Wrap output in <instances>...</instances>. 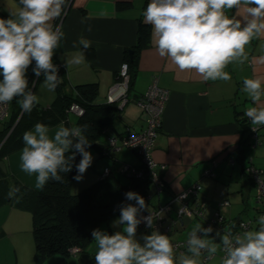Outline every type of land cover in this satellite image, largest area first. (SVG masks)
Wrapping results in <instances>:
<instances>
[{"label": "crops", "instance_id": "obj_1", "mask_svg": "<svg viewBox=\"0 0 264 264\" xmlns=\"http://www.w3.org/2000/svg\"><path fill=\"white\" fill-rule=\"evenodd\" d=\"M150 0H71L65 6L60 18L53 21L54 27L64 32V38L53 56V63L58 66V75L62 83L55 91H49L43 86L44 77L37 78L32 72L35 63L27 72L29 90L39 98L37 108H46L57 99L59 92L74 94L75 86L95 83L97 85L96 103L106 102L107 93L116 81L121 63L134 58L135 63L129 71L128 92L133 98L144 93L152 79L157 85L168 92L165 102L161 127L155 138L152 158L156 162V172L162 179L164 188L155 195L154 187L150 186V203L147 209L164 203L171 194L181 192L197 182L201 185V199L206 201L205 216H210L216 203L228 200L229 207L221 208L225 216L239 220L254 215L250 207L254 187L250 178L243 171L251 164L254 167H264V126H258L259 143L248 134V125L242 120V112L254 106L246 93L242 91L245 78H260L264 80V63L259 58L264 56V36L253 39L246 46L249 60L244 64H230L225 71L231 75L229 81H204L194 71H180L168 58H161L156 49V37L151 25L146 24L143 11ZM226 14L242 20L245 10L235 8L226 10ZM0 17L7 19L4 10V0H0ZM88 19L82 23V19ZM91 27V31L87 29ZM147 30V40L137 47L139 29ZM83 36L92 42L86 50V62L81 65L66 67L79 46L73 47V42ZM129 50H132L130 55ZM2 79V77H0ZM35 80V86L33 81ZM19 97L13 99L19 104ZM264 106V99L260 105ZM73 124L75 116L69 114ZM60 123L48 126L50 135ZM144 127V114L139 106L129 101L119 111L117 118L109 129V135H120L127 130L139 131ZM2 123H0V129ZM34 127L28 129L33 130ZM27 130V131H28ZM106 137L100 138L99 145L105 143ZM20 147L9 153L3 161L5 171L10 178H15L22 184L35 188V176H29L20 168ZM93 161L83 179L73 180L71 193L76 194L92 185L99 179V174L108 167L111 173L123 178L122 167L126 164L136 165V154L122 148L112 150L109 156H103L99 150L91 149ZM213 160L216 162L213 164ZM163 166V168H162ZM211 171L213 175H206ZM110 221L112 231L122 230L123 226H114ZM196 223L193 219H184L183 228L173 231L171 238L183 240ZM201 224V223H200ZM202 226V224H201ZM104 227V226H102ZM203 228V227H202ZM109 230V226H105ZM202 238L219 244V241L203 231ZM143 234H136L135 239L143 244ZM91 243L88 254L63 257L51 255L39 260L35 255V245L32 235V218L28 210L21 209L7 198L0 204V264H88L91 256L96 253V244ZM218 251L217 255H220ZM181 255L178 256V264ZM198 264L200 257L197 258ZM221 258H215L203 264H221Z\"/></svg>", "mask_w": 264, "mask_h": 264}, {"label": "clouds", "instance_id": "obj_2", "mask_svg": "<svg viewBox=\"0 0 264 264\" xmlns=\"http://www.w3.org/2000/svg\"><path fill=\"white\" fill-rule=\"evenodd\" d=\"M67 0H4L8 18L0 17V105L15 98L24 112L31 113L39 103L38 96L29 90L27 72L35 62V77H44L43 86L55 91L62 83L53 56L64 38V32L54 27L53 21L65 11ZM241 7L245 10L242 20L230 17L226 10ZM146 24L153 28L156 49L161 58H168L182 72L194 71L204 81H229L231 75L225 69L230 64H244L249 60L246 46L253 39L264 36V0H150L143 11ZM88 18L82 19V23ZM91 31V27L87 29ZM92 42L81 36L73 42L80 47L66 67L86 62L85 52ZM264 63V56L259 58ZM35 86V80L32 82ZM242 91L254 106L246 108L244 115L254 126H264V80L245 78ZM88 125L66 127L59 124L54 133L43 123H36L33 130L23 134L24 147L20 154V168L29 176H35V188L43 190L49 180L63 182L61 173L72 171L77 153L81 159L76 165L77 182L83 179L93 161L87 150L91 144L85 135ZM256 131V127H253ZM68 153H71L68 155ZM20 189L11 186L8 196L15 197ZM126 200L135 201L120 207V215L114 226L121 231L109 234L92 231L96 244L95 264H176L174 246L168 235L153 231L143 237V244L135 239L142 222L151 228L153 214L138 218L147 208L145 200L136 192L125 193ZM182 198H187L183 194ZM258 230L234 234L231 228L221 237V243L201 238L212 228H202L196 223L187 238V253L181 255L179 264H198L197 258L205 250L209 257L218 251L225 255L221 264H264V215L257 221ZM219 235V233H218Z\"/></svg>", "mask_w": 264, "mask_h": 264}, {"label": "trees", "instance_id": "obj_3", "mask_svg": "<svg viewBox=\"0 0 264 264\" xmlns=\"http://www.w3.org/2000/svg\"><path fill=\"white\" fill-rule=\"evenodd\" d=\"M147 35V30L141 27V29H139L138 41L136 44L137 47L142 45V40H147ZM127 62L130 71L135 60L133 58L131 61L128 60ZM96 95L97 85L95 83L77 85L75 86L74 94L59 92L57 99L51 104V106L46 108H37L35 106L31 113L24 112L21 109L20 104L15 105L14 107L13 104L15 102L11 101L9 103L7 115L0 120L2 123V128L0 129V162H3L4 158L9 153L20 147L23 142V134L25 131L34 127L38 122L43 123L46 126L63 122L66 127L87 124L88 129L85 135L88 137L91 144L87 149L88 151L96 149L99 150L101 155L109 156V153L112 150L125 148L133 151L137 156L135 150L122 147L119 143V139L130 130H127L120 135H109L108 133L110 127H112L113 121L117 118L119 111L122 108H119L118 103H109L107 100L104 103H96ZM72 103H77L83 109V114L78 117L75 116L73 124L69 121V114L67 112L68 107ZM244 113L245 110L242 112V120L245 125H248V134L250 135V122L245 118ZM102 136H105L106 140L103 145H99ZM110 137L117 138V144L115 147L109 145L108 139ZM70 154L71 153H68V155ZM80 159L81 156L77 153L75 160L72 162V171L61 173L63 182L49 180L43 190L30 188L15 178L8 177L0 168V204L4 203L7 198H10L8 192L11 186L20 189V192L17 193L15 197H11L10 200L19 208L28 210L31 213L35 255L39 260H44L47 257L56 254L65 258L77 255L84 257L87 255L88 246L94 242L92 231L95 229L101 230L102 226H109V231H112L110 221L115 218L118 219L120 215V207L125 204L135 205V201L126 200L125 193L129 191L136 192L144 198L146 206L150 203L151 195L149 194V188L152 182L151 176L148 172H143L140 177L127 176L122 173L124 177L119 178L112 174L108 167L104 168L99 174L97 182L82 189L76 194H72L71 184L74 180L73 177L77 175L76 165L79 163ZM126 165L139 168L142 167L143 169V166L140 165L139 158L136 165ZM247 166L244 167L243 171L250 178L254 187L251 177L245 171ZM105 169L108 170V174L103 176ZM254 195L255 189L251 198L252 203L250 204V207L255 213L253 202ZM171 196H173V194L170 195L168 200ZM203 201L207 207L206 201ZM218 203L219 202L216 203L213 211L219 208ZM148 209L146 208L145 210ZM145 210H142L141 212H144ZM141 212H139L138 215ZM221 215L223 216L225 223L235 221L222 213ZM210 216H205L204 214V217ZM251 217L252 216L246 217L241 220ZM188 219L190 220V218ZM191 219L202 224L201 220L194 218ZM202 227L206 229L203 224ZM212 229L211 234L220 244L222 237L220 231L214 228ZM231 229L233 232H237V234H242L244 231L249 230H258L255 224L248 230L239 229L237 227ZM172 232L173 231H170L169 233L170 238ZM72 248H77L78 251L72 253ZM222 253L223 252L221 251L220 255L216 254L211 259L216 256H219L222 259ZM94 258L95 255L91 256L88 264H95ZM199 264H201V262H199Z\"/></svg>", "mask_w": 264, "mask_h": 264}, {"label": "built area", "instance_id": "obj_4", "mask_svg": "<svg viewBox=\"0 0 264 264\" xmlns=\"http://www.w3.org/2000/svg\"><path fill=\"white\" fill-rule=\"evenodd\" d=\"M70 2L71 0H67L66 6L70 4ZM34 63L35 62L33 61L32 64ZM128 85L129 68L128 64L123 62L119 66L116 81L108 90L106 100L109 103H118L119 108H123V106L129 101L135 102L144 114V127L139 131H129L119 139V143L122 147L130 148L137 152L140 165L143 166L142 169V167L139 168L125 165L122 168V173L127 176L140 177L143 172H148L151 176V182L155 190L154 194L159 195L164 188V184L162 179L157 175V164L152 158V151L157 132L161 127V119L165 102L168 98V92L158 87L157 80L154 78L143 94L133 98L129 95ZM8 107L9 103L6 105H0V120L7 115ZM67 112L68 114L78 117L83 114V109L77 103H72L68 107ZM245 118L250 122V136L254 139L255 144L259 143L258 126L252 125L251 121L246 116ZM253 127H256V131L253 130ZM116 140L117 138L110 137L108 139L109 145L111 147H115L117 144ZM215 163L216 162L213 160V164ZM245 171L251 177L255 189V195L253 197L255 213L251 218L244 220L239 219L225 223L224 218L219 211L221 208L229 207L230 203L228 200L219 202V208L213 211L210 217H204V210L206 206L200 196L201 185L195 182L187 189L173 194L168 201L157 204L155 207L153 206L151 209L141 212L138 215V218L141 219L150 213L153 214V226L149 228L146 226V223L142 222L138 225L136 234H141L143 232L151 234L153 231H159L161 234L168 235L170 238V231H178L182 229L183 220L186 218L201 220L205 228L211 227L217 229L220 231L222 236L228 228L237 227L239 229L248 230L254 224L257 228H259L257 223L258 218L259 216L264 215V168H256L253 165H248L245 168ZM107 174L108 170L105 169L103 176ZM205 174L213 175L211 171H206ZM185 193L187 194V198H182ZM233 233L237 234V232ZM188 234L183 240L170 238L174 246L176 264H178L179 255H190L187 253ZM197 235L201 237L200 233H197ZM77 251V248L71 249L72 253H76ZM224 255L225 254L222 253V258ZM212 257H209L207 252L202 250V254L200 256L201 264L209 261Z\"/></svg>", "mask_w": 264, "mask_h": 264}, {"label": "rangeland", "instance_id": "obj_5", "mask_svg": "<svg viewBox=\"0 0 264 264\" xmlns=\"http://www.w3.org/2000/svg\"><path fill=\"white\" fill-rule=\"evenodd\" d=\"M1 123V122H0ZM151 186L153 187V184H151ZM201 192V191H200ZM102 231H106L107 233H109V234H114L116 231H119V230H113V231H109V230H106L105 229V226L104 227H102V229H101ZM141 234H143V235H150V234H147V233H141ZM95 244V243H94Z\"/></svg>", "mask_w": 264, "mask_h": 264}, {"label": "water", "instance_id": "obj_6", "mask_svg": "<svg viewBox=\"0 0 264 264\" xmlns=\"http://www.w3.org/2000/svg\"><path fill=\"white\" fill-rule=\"evenodd\" d=\"M129 53H130V55H131L132 50H129ZM0 168H1L3 171H5V166H4L3 162H0Z\"/></svg>", "mask_w": 264, "mask_h": 264}]
</instances>
